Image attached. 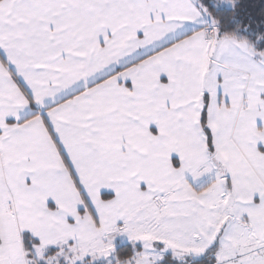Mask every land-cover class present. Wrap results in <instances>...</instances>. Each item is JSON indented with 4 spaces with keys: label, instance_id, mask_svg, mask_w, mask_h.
<instances>
[{
    "label": "snow or ice",
    "instance_id": "6c2138e0",
    "mask_svg": "<svg viewBox=\"0 0 264 264\" xmlns=\"http://www.w3.org/2000/svg\"><path fill=\"white\" fill-rule=\"evenodd\" d=\"M0 264H264V0H0Z\"/></svg>",
    "mask_w": 264,
    "mask_h": 264
}]
</instances>
